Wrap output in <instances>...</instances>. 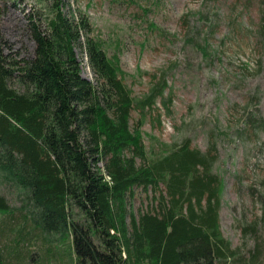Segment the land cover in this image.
Returning <instances> with one entry per match:
<instances>
[{
  "label": "trees",
  "instance_id": "16d2710c",
  "mask_svg": "<svg viewBox=\"0 0 264 264\" xmlns=\"http://www.w3.org/2000/svg\"><path fill=\"white\" fill-rule=\"evenodd\" d=\"M42 2L46 15L27 20L31 57L0 41V185L22 199L11 207L0 194V264L244 262L219 231L223 180L214 147L202 152L186 137L149 155L141 120L130 125L133 111L143 116L162 98L165 81L132 97L117 57L107 56L86 15L65 13L61 0ZM258 4L264 43V0ZM197 50L210 56L207 44ZM77 52L94 83L80 75ZM137 188L152 193L158 212L129 214V230L127 206ZM244 232L255 237L257 222ZM61 237L66 249L49 252ZM259 254L256 245L252 258Z\"/></svg>",
  "mask_w": 264,
  "mask_h": 264
},
{
  "label": "rangeland",
  "instance_id": "374dc122",
  "mask_svg": "<svg viewBox=\"0 0 264 264\" xmlns=\"http://www.w3.org/2000/svg\"><path fill=\"white\" fill-rule=\"evenodd\" d=\"M61 2L68 6L65 13L86 15L107 56L117 57L119 76L132 97L141 99L165 81L162 98L145 108L143 116L131 113V127L141 120L140 136L149 155L186 137L191 148L202 152L214 147V169L223 180L221 236L244 258L236 264H264V43L258 33V0ZM31 14L46 15L42 0H0V41L21 57H31L34 50L27 30ZM192 28L197 35L188 32ZM203 43L209 57L197 50ZM76 54L80 75L94 83L85 58ZM214 127L222 135L217 136ZM0 194L11 207L22 204L13 189L0 185ZM152 197L149 191L134 190L127 206L129 230V214L138 219L158 212ZM253 222L255 237L244 232ZM61 240L53 241L48 251L65 250ZM256 245L260 254L253 259ZM35 246L46 248L39 241ZM51 264L69 263L56 259Z\"/></svg>",
  "mask_w": 264,
  "mask_h": 264
}]
</instances>
